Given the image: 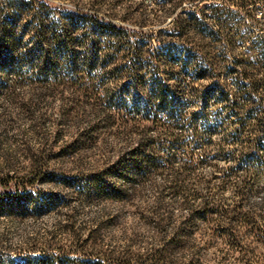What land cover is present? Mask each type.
Listing matches in <instances>:
<instances>
[{
    "label": "trees",
    "instance_id": "16d2710c",
    "mask_svg": "<svg viewBox=\"0 0 264 264\" xmlns=\"http://www.w3.org/2000/svg\"><path fill=\"white\" fill-rule=\"evenodd\" d=\"M68 1L74 8L52 0H0V46H11L15 67L0 86V202L39 199L33 209L7 208L9 217L65 209V222L58 223L64 240L29 242L26 260L209 264L202 245L216 247L240 227L250 235L254 220H264V190L255 186L263 170L219 174L211 163L214 170L204 176L194 149L210 151L212 140L192 123L198 108L181 99L211 84L220 91L218 101L231 98L233 118L256 120L238 150L242 158L264 143V0H150L153 15L147 0ZM130 21L140 28L126 25ZM150 22L163 24L141 29ZM125 83L136 92L129 101L116 93ZM106 135L123 143L102 169L71 175L51 166L56 158L106 146ZM22 157L29 169L18 174L11 168ZM82 178L88 184L75 189ZM44 183L70 190V197L35 188ZM228 185L236 189L234 199L224 198ZM93 187L95 197L88 193ZM92 202L103 204L101 213L80 221L78 207ZM131 215L137 223H127Z\"/></svg>",
    "mask_w": 264,
    "mask_h": 264
},
{
    "label": "rangeland",
    "instance_id": "374dc122",
    "mask_svg": "<svg viewBox=\"0 0 264 264\" xmlns=\"http://www.w3.org/2000/svg\"><path fill=\"white\" fill-rule=\"evenodd\" d=\"M58 7L74 8L72 2L68 0H52ZM148 12L151 15L152 6L150 0H147ZM188 7L192 5L188 3ZM117 21H122L117 20ZM163 23H149L148 25L141 27L145 31L156 29ZM131 28L138 30L139 25L134 22H127ZM13 52L11 46H0V86L5 84L4 76L11 77L15 71L14 63L9 61V56ZM111 69L110 71H112ZM225 74V71L223 72ZM225 77V75H224ZM4 81V83H3ZM156 83L152 76L147 77V86L149 90H153ZM198 89V88H197ZM220 91L215 90L211 84L206 83L202 88H199L195 95H183L181 101L186 103V107L192 108L196 106L200 111L199 116L195 117L192 121L195 125L199 126L202 130L203 137L212 140V148L209 151L202 150V147L194 149L195 160L197 162L196 168L204 174L209 176L214 170V166L211 163H216L220 168L219 174L228 172L231 168H239L242 172L243 168H260L262 173L257 182H255L256 188L264 190V143H255L250 148L248 156L242 158L238 153V150L244 146L245 140H247L254 132L253 126L256 123L254 117L248 116L247 119H241L239 117H232L230 113L229 104L231 98L227 95H222L219 101L216 99ZM119 100L125 99L127 101L132 100L136 94L135 89L129 87V84H123L117 91ZM174 100V99H173ZM2 103H0V113ZM218 108V110L213 108ZM262 138H264V128ZM202 136L199 140L201 141ZM70 136L66 135L64 140L69 139ZM64 142V141H63ZM62 142V143H63ZM123 143L122 138L117 139L112 135H106V146L101 148H90L83 152L81 157L73 155H65L56 158L51 161V166L56 171L66 172L71 175H87L102 169L106 159L111 154V150L118 148ZM177 145L174 144L172 150H175ZM199 146V145H198ZM112 156V155H110ZM79 158V159H78ZM79 160V161H78ZM16 168H11L18 174L24 173L29 168H24L29 164L26 157H22ZM81 162V163H80ZM126 168L130 174L135 175L136 168L132 162L126 161ZM113 168L117 170L124 169V166L117 165ZM207 178V177H206ZM89 178H82L74 181L75 189H83L88 184ZM219 182L216 181L215 184ZM54 185L44 183L39 184L38 189H51L56 188L62 193H65L70 197L71 191L62 187H53ZM98 186V184H97ZM96 187L89 190V195L95 197L98 193ZM86 191V190H85ZM236 197V189L234 185H228V189L224 194L225 199H234ZM36 196H33L28 202L24 201H8L0 202V264H35L37 260H26L28 251H25L29 242H40L50 240L53 236L56 240H64L65 234L58 229V223H64L63 212L60 213H45L42 212L38 218H22V217H9L7 216V208L23 206L30 209L36 208L40 201H37ZM229 203L230 201H226ZM226 203V204H227ZM79 203L75 202L78 206ZM103 204H97L92 202L79 206V220H89L93 216L99 215ZM81 208V209H80ZM128 224L137 223V218L133 215L128 216L126 219ZM201 227L205 226V223L199 222ZM252 234H247L244 227H240L237 236L227 234L224 236L223 241L220 240L216 247H205L202 245V253L206 258H211L209 264H264V220L262 218H256L252 224ZM119 234V232H116ZM224 242V243H222ZM227 242V243H225ZM229 243L233 244L234 248L229 249ZM121 245L123 243H114V245ZM40 256L39 254H37ZM10 256V258H8Z\"/></svg>",
    "mask_w": 264,
    "mask_h": 264
}]
</instances>
